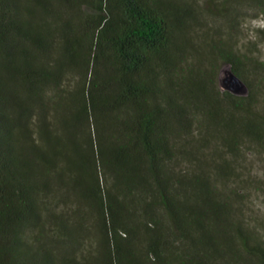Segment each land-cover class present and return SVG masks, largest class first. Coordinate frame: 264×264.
<instances>
[{
    "label": "trees",
    "instance_id": "trees-1",
    "mask_svg": "<svg viewBox=\"0 0 264 264\" xmlns=\"http://www.w3.org/2000/svg\"><path fill=\"white\" fill-rule=\"evenodd\" d=\"M193 2L0 0V264H264V60L219 33L264 0H206V69Z\"/></svg>",
    "mask_w": 264,
    "mask_h": 264
},
{
    "label": "rangeland",
    "instance_id": "rangeland-1",
    "mask_svg": "<svg viewBox=\"0 0 264 264\" xmlns=\"http://www.w3.org/2000/svg\"><path fill=\"white\" fill-rule=\"evenodd\" d=\"M192 8L199 17L193 26L196 43L202 45L201 67L206 69V0H193ZM89 12V10H86ZM219 33L229 42L242 50L253 53L264 60V13L257 6L241 7L240 24L234 28L228 20H223ZM220 85L230 90L231 68L228 64L220 65ZM244 83V82H243ZM235 93L246 94L248 88L244 83L241 88L231 90ZM243 157L242 178L240 181L247 197L244 205L247 215L252 220L264 219V152L245 150ZM89 245V244H88Z\"/></svg>",
    "mask_w": 264,
    "mask_h": 264
},
{
    "label": "water",
    "instance_id": "water-1",
    "mask_svg": "<svg viewBox=\"0 0 264 264\" xmlns=\"http://www.w3.org/2000/svg\"><path fill=\"white\" fill-rule=\"evenodd\" d=\"M230 79H231V87L230 90H234L235 88H241L242 86H244L243 81L238 78L234 73H231L230 75Z\"/></svg>",
    "mask_w": 264,
    "mask_h": 264
}]
</instances>
